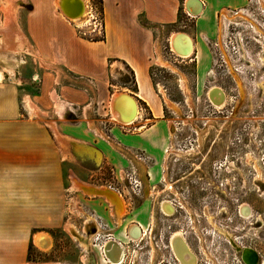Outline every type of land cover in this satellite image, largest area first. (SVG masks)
I'll list each match as a JSON object with an SVG mask.
<instances>
[{
  "label": "crops",
  "instance_id": "1",
  "mask_svg": "<svg viewBox=\"0 0 264 264\" xmlns=\"http://www.w3.org/2000/svg\"><path fill=\"white\" fill-rule=\"evenodd\" d=\"M186 1L101 0L104 38L93 40L89 29L75 32L84 26L66 19L56 0H0V264H55L30 259V248L51 250L50 230L65 229V217L78 227L70 212L84 219L83 229L91 219L93 234L102 224L120 243L128 241L131 227L150 226L165 155L176 141L175 122L165 113L176 116L180 106L164 102L152 68L160 67L158 57L164 61L163 43L171 47L174 35L185 34L193 52L183 62L194 65L198 85H204L213 45L223 46V23L247 3L198 0L200 15L193 17ZM126 72L134 89L112 83ZM259 84L263 91L264 81ZM179 90L188 107L181 81ZM118 93L133 96L139 107L127 126L111 115ZM106 165L116 183L96 186L90 173ZM130 169L142 183L134 209L126 200ZM103 253L99 263L107 264Z\"/></svg>",
  "mask_w": 264,
  "mask_h": 264
},
{
  "label": "rangeland",
  "instance_id": "2",
  "mask_svg": "<svg viewBox=\"0 0 264 264\" xmlns=\"http://www.w3.org/2000/svg\"><path fill=\"white\" fill-rule=\"evenodd\" d=\"M57 1V0H56ZM262 3V0H261ZM88 7L92 6L93 10L97 12L98 19L102 23L104 27V19L102 14V8L99 0H90L87 3ZM87 13V11H86ZM85 13V14H86ZM248 17V16H247ZM87 18V14H86ZM245 21L252 22L249 18ZM82 22V21H81ZM181 23H187L185 17H180ZM79 26V25H78ZM82 27V25H80ZM80 27V28H81ZM85 29L79 30V28H74L75 32L80 36V32H84L87 30V27L84 26ZM255 27L258 29V32L255 30ZM253 28L255 32L262 33L264 32L258 27L256 24H253ZM240 30H243L241 28ZM80 31V32H79ZM90 34V35H89ZM248 33H245L247 36ZM86 35L89 37L88 39L93 40H102L104 38V28L102 31V35H98L97 31L92 32L90 29L87 30ZM85 35V36H86ZM192 43V42H191ZM163 53H164V61L158 57L157 64L160 67H153L152 74L155 84H159V92L162 95L164 102L171 109H177L173 102L179 103L178 107L179 111L175 113L176 116L171 115L167 109L165 116L166 118H170L169 120L175 122L174 127L177 131L176 141L174 143L175 149L181 148H196L200 151L201 155H191L187 156L185 153H177L179 158H168L169 166H175V172L179 173V176L189 168V164H200L206 166L205 173L211 175L213 166L228 163L231 161L236 162V165L239 169V172L227 173L224 171H219L222 174V177L225 179H236L237 183L235 186L231 184L230 186H222L219 191L213 187L209 189L207 187L208 192L212 195L214 193L220 195L216 200L208 199L206 202V206L210 210V212L216 213V221L217 225L228 231L230 234L235 235V237H239V242H242L243 245L253 246L261 252L262 262L264 263V241L257 240V235L261 234V230L257 229V225L251 226L254 223V219L245 220L240 217L238 214V207L240 208L241 213V205L248 204L247 206L253 208V212L255 217L258 214L263 215L262 219H264V186L260 185L261 182L264 183V174L261 171L260 162H259V154L262 150H264V98L260 99V96L257 95L261 90L252 87V81H248L247 74L243 75L242 79L239 76H236L232 69L231 60L227 58V65L230 68L231 72L234 73V76L237 80L236 85L238 84L239 92L241 95L242 105H244L247 101V95L254 96V102L259 104L257 107L256 103L254 106V113H250L249 116H254L253 122L243 123L239 119L237 123L234 124H225L223 125V129L220 130L218 126L213 125L205 126L203 122L207 119L208 121H215L216 116H218L217 112L211 110L206 103L205 98V89L208 86L206 82L205 85H198V79L195 75V69L193 64L186 65L183 61L192 56V53L185 58H182L176 55L178 60L174 59V56L171 55L168 44L163 43ZM173 50V48L171 49ZM260 49L258 45H256L255 51L258 52ZM193 52V48H192ZM256 65L260 61L255 60ZM257 69L258 66H255ZM182 83V89L185 91L186 95H188V107L183 103V95L179 90L180 81ZM231 79L228 78L224 86L227 84H232ZM186 81V82H185ZM264 81V80H263ZM259 79L256 83L259 84ZM113 84H122L130 89H134V78L129 72H126L122 77H117L112 80ZM187 84L186 86L184 84ZM223 84V82H221ZM221 83L212 84L220 85ZM221 84V85H222ZM248 84V87L255 89V91L250 92L245 89V85ZM260 85V84H259ZM228 86V85H227ZM187 87V88H186ZM210 87V86H209ZM264 91V90H263ZM119 94V93H118ZM115 94V95H118ZM114 95V96H115ZM171 101H170V100ZM173 101V102H172ZM254 102H252L254 104ZM251 103V101L249 102ZM29 101L27 102V105ZM32 106V105H31ZM111 106V105H110ZM138 106V105H137ZM143 108V107H142ZM139 110V107H138ZM111 111V108H110ZM242 111V110H241ZM24 112V111H23ZM33 112V111H32ZM35 115H38L37 110L33 112ZM105 114V113H104ZM240 115L241 117L247 116L240 113H234ZM112 115V114H111ZM194 116L193 119L188 120V117ZM113 118V117H112ZM114 120V119H113ZM115 121V120H114ZM183 122V123H182ZM120 124V123H119ZM123 125V124H122ZM186 125V126H185ZM127 126V125H124ZM237 131L239 135H243V138L238 141H233L234 143H238V148H242L235 158H231L230 150L233 148L230 140L227 139L230 132L233 134ZM218 131L223 132V137L221 134H218ZM198 136H196V133ZM248 134V135H247ZM194 140L197 141L194 142ZM202 140V142H201ZM203 143V144H202ZM246 146V147H245ZM245 147V148H244ZM229 150V151H228ZM193 152V151H192ZM190 151L189 154L192 153ZM247 154V155H246ZM166 160V162L168 161ZM215 164V165H213ZM254 166L260 170V174L256 173L252 168ZM180 170V171H179ZM129 171V170H128ZM218 172V171H217ZM261 175V182L257 183L256 175ZM90 178L93 180V183L96 186H107L115 182V174L112 168L108 165L101 168L99 171L91 172ZM256 180V181H255ZM255 181V182H254ZM128 186L129 181L126 180ZM120 188H123V185L117 184ZM125 188V187H124ZM130 188V186H129ZM197 188V186H196ZM115 189V188H114ZM130 191V192H129ZM108 193V192H107ZM66 195H70L66 193ZM138 195L134 194L131 189L128 190L127 199L128 203H133L130 205V208H135V203L132 202L136 199ZM212 201V202H211ZM68 204L64 205V208H69V199L67 201ZM157 207V205H156ZM207 209V211H208ZM157 212V209H156ZM221 213V214H219ZM252 214V212H251ZM73 216L76 219V223L78 227H75L68 223V217H65L66 225L65 229H53L50 230V234L53 240V248L47 252H43L38 250L37 248H32L29 252L30 259L35 261H45V262H54L55 264H101L99 260H102L101 257V249L103 248V244L107 242V236H112L108 228L105 226L98 225L99 230H97V235L93 236V232L95 229V223L92 220H89V223L85 225L83 229V218L81 216L71 213L70 216ZM69 216V214H68ZM162 216H160V221L158 222L157 227L159 228L158 236L155 237V234L149 235L144 238L141 243H132L125 244L127 250V260L126 263H137V264H150V263H161L166 262V260L171 259L170 250L167 248V238L168 231L166 230L167 224L162 221ZM251 217V216H250ZM210 219V218H209ZM210 222V221H209ZM213 222V220H211ZM73 229L69 230V227ZM208 231H211L210 226L208 225ZM181 228V227H180ZM179 228V229H180ZM49 232V231H48ZM96 232L94 234H96ZM116 232L115 230L113 233ZM210 236L207 237V249H206V261L207 264H238L239 256L229 247L227 242L218 234L212 232ZM116 234V233H114ZM131 237V236H130ZM113 238V236H112ZM114 238L115 235H114ZM140 238V237H139ZM138 238V239H139ZM253 238V241L251 240ZM133 239V238H132ZM106 240V242H104ZM113 240V239H112ZM134 240V239H133ZM120 243L118 240H114ZM123 246V245H122ZM124 248V247H123ZM125 250V248H124ZM104 254V253H103ZM87 256V258H86ZM157 259V260H156ZM84 262V263H82ZM107 264H110L106 261Z\"/></svg>",
  "mask_w": 264,
  "mask_h": 264
},
{
  "label": "flooded vegetation",
  "instance_id": "3",
  "mask_svg": "<svg viewBox=\"0 0 264 264\" xmlns=\"http://www.w3.org/2000/svg\"><path fill=\"white\" fill-rule=\"evenodd\" d=\"M236 12L239 13L235 14ZM231 13H233L232 16L233 15L237 16L243 13L246 16H248V18L253 22L251 23L242 19L233 20V21L241 22L244 25L242 26L243 28L242 32L244 34L243 46L241 45V53L243 51L244 55L241 56L239 60V64H240L239 67L241 66L242 70L240 71V69H238L239 67L237 68L236 65L232 63V61L231 63L233 65L232 69L236 74V76H239V78L243 80L242 76L244 74L245 75L247 74L246 76L248 78V81H252V83H255L257 82L258 79H260L264 75V34L255 32L253 28V24H256L264 32V6L262 5L261 0H247V3L244 7L234 10ZM245 33H248L247 36L245 35ZM256 45H258L260 49L258 52L255 51ZM218 46L219 49H221L219 51L220 54L223 55V62L220 65V63L216 61L215 56H213L212 70L209 72V76L207 80L208 86H206L205 89L206 103L208 104V107L211 108V110L218 113V116L215 117L216 118L215 121H208L206 119L205 122H203V124L205 126L208 125L211 128L216 123L218 128L222 130L223 125L229 123L231 124L237 123L239 119L243 123L253 122V120L255 119L254 116H249V115L250 113H254V106L256 102H254V96L253 95L250 96L248 94L246 103L242 105L238 84L236 85L237 80L234 76V73L231 72L230 68L227 65L226 60L227 58L228 59L230 58L227 52L224 50L222 44H218ZM245 49L246 50L249 49V51L248 50L246 51ZM173 55H175V53ZM174 57H176V55ZM178 58L179 57L175 58V60H178ZM255 60H258L260 62L257 63L256 65ZM255 66H258V68L256 69ZM228 78L231 79L230 81H232V84H227L228 86L227 85L224 86V83ZM221 82H223V84ZM216 83H221L222 85L217 84L211 86L212 84H216ZM248 88L249 91L251 90L250 92L255 91V89L248 87V84L245 85V89L247 91ZM214 90H219L220 92H222L223 95L222 103H220L219 106H217L211 98V96L214 95L216 92ZM257 95L260 96V99L264 98V91H262V93H260L259 91ZM250 101L251 103H249ZM252 102H254V104ZM256 105L257 107H259V104L256 103ZM235 112L236 113L241 112L243 115L246 114L247 116L241 117L240 115L234 114ZM193 118L194 116L188 117V120H191ZM176 134L177 131L175 132V137ZM195 134L196 136H198L197 132ZM218 134H221L223 137L222 131H218ZM242 138L243 135H239L237 128L234 134L231 131L229 136L227 137V139H229L231 144L233 145V148L229 149L230 150L229 155L232 156L231 158H235V156L238 155L239 150L240 151L243 150L242 148L240 149L238 148L237 142L236 143L233 142L234 140L238 141L241 140ZM194 142L197 143L196 140H194ZM171 149H173L176 153L183 152L187 156L201 155V150L199 151L197 147L175 149L173 145ZM190 151L193 152L189 154ZM176 153L171 154L169 156V159L171 157L179 158L176 155ZM169 159L165 166V177L160 181L158 187L155 188V200L153 205L154 206L153 211L151 214L150 226L147 229L138 228V230H141L139 233L140 238L138 237L139 239L133 240L130 237V233H129L128 241L125 243L122 242L120 243L125 248V254H126L125 261L124 263L121 264H131V263H126L127 250L125 244L141 243L144 240V238L151 235V233L155 234V231H156L155 237L158 236L159 228L157 227V225L158 222L160 221V216H162L161 217L162 221L166 222L167 224V228H166V230L168 231L167 248L170 250L171 259L166 260V262L163 261L161 263H150V264H181L178 258L175 256V253L173 251V243H172V239L178 233H180L181 235L175 238L180 241V243L186 248V250L190 254V257L192 256V258L194 259V263H187V264H207L206 261V249L208 247L207 237L213 234L212 232H214V235H216L215 233H218L227 242L229 247L239 256V260L237 263L243 264L241 262V255L238 254L233 249L232 245L226 239V237L223 236L221 232H219L218 229L219 228L223 229V228L218 226L217 222H215L217 220L216 213L210 212V210L206 206V202L208 199L216 200L217 198L220 197V195L216 193H214L215 195H212V192L207 193L209 189L213 187V189L216 188L219 191L220 187L224 185L230 186L231 184H233L235 186V183H237L236 179L224 180L223 178H221L222 174L219 172L222 171L223 168L224 171L227 173L239 172V169L236 165L237 159L236 162L231 161L219 165L213 164L215 166H213L211 175L205 173L206 166L203 165V163L200 164L192 163L189 164V168L183 171L180 176L178 172L177 173L175 172V166L173 167L169 166L168 163ZM260 185L264 186V183L261 182ZM207 187H209V189H207ZM164 204H167L169 208L172 210L170 214H166L163 211L162 206ZM243 205H248V204H242L241 206ZM251 210H252V214L248 220L255 218L254 223H252L251 226H254V224L257 225V229L261 230V234L256 236L257 240L264 241V219H262L263 215L258 214V216L255 217L252 207ZM238 212H239L238 214L240 215L239 207H238ZM210 220H213L212 223L214 225L211 223ZM208 225L210 226L211 231H208V227H207ZM99 229L100 228L98 227V230ZM96 235L97 232L96 234H93V236ZM230 235L240 247L250 248L256 252V254L258 255L257 264H264L262 262V255L259 250L253 248V246L243 245L242 242H239L240 239L239 237H235V235L232 234ZM112 239H113L112 236H107L106 240L109 241ZM106 240L104 242H106ZM251 240L253 241V238ZM105 244L106 243H104L102 247H104ZM132 264H137V263H132Z\"/></svg>",
  "mask_w": 264,
  "mask_h": 264
},
{
  "label": "bare ground",
  "instance_id": "4",
  "mask_svg": "<svg viewBox=\"0 0 264 264\" xmlns=\"http://www.w3.org/2000/svg\"><path fill=\"white\" fill-rule=\"evenodd\" d=\"M58 1H56V4L58 6ZM262 5L264 6V0H262ZM194 8V7H193ZM87 11V9H86ZM200 10H197L196 13H199ZM87 14V13H86ZM86 14H84V21L87 19L86 18ZM226 14V13H225ZM232 14V13H231ZM230 14V15H231ZM248 17L241 13L239 15H233L231 18H229V20H236V19H242V20H246ZM74 23L81 24L82 22L79 20H75L72 21ZM255 30L258 32V29L255 27ZM172 48L173 51L178 54V56L185 58L186 56L190 55L192 53V43L191 40L187 39L185 36H181V35H174L172 38ZM216 91L214 95L211 96L212 100L214 101V103L219 106L220 103H222V92ZM211 93V92H210ZM213 94V93H212ZM124 97V99H121L118 103L117 106V111H115L112 107V102H111V112H112V116L113 119L120 123V124H124V125H129L131 123L134 122V120L136 119V114H137V103L135 100L131 99L129 97V95L127 94H120ZM117 96V95H116ZM116 96H114L116 98ZM30 106V108L35 112V108L33 106H31V104H28ZM135 105V106H134ZM135 107V108H134ZM176 152L171 149L170 152L167 151L166 155H165V160H167L169 158V156L171 154H175ZM177 155V153H176ZM100 160V159H99ZM256 171L258 174H260V170L256 167ZM109 190V189H108ZM111 191V190H110ZM109 193V192H108ZM112 194V193H111ZM111 197V196H110ZM113 198H116L113 194ZM117 199V198H116ZM118 200V199H117ZM117 203V202H116ZM121 205V204H120ZM163 211L166 214H170L172 212V210L169 208V206L167 204H164L162 206ZM251 212L250 211V207H248L247 205H243L241 206V217L245 220L249 219L251 216ZM210 217V216H209ZM211 218V217H210ZM211 221V220H210ZM212 223V222H211ZM213 224V223H212ZM214 225V224H213ZM216 227V226H215ZM72 228L69 227V230H71ZM219 232L222 233L223 236L226 237V239L230 242V244L232 245L233 249L241 255V262L243 264L248 263L249 261V257L251 256L250 254L246 255V259L243 261L242 259V253H244L243 251L245 250H249L250 248H245V247H240L235 241L234 239L231 237V235L225 231L224 229H218ZM141 230H138L137 227H131L130 229V236L131 238H133L134 240H137L139 237V233ZM181 234L178 233L175 237H179ZM172 239V243H173V251L175 253V256L178 258V260L180 261L181 264H187V263H194V259L192 258V256L190 257V254L188 253V251L186 250V248L180 243L179 240H177L176 238ZM42 239V238H41ZM43 240V239H42ZM39 241V240H37ZM36 241V242H37ZM41 241V240H40ZM47 242V241H46ZM39 243V242H38ZM48 243V242H47ZM49 246V245H48ZM39 247L41 249H46L44 244H40L39 243ZM105 247V249H104ZM102 248L106 258H107V262L110 264H121L124 263L125 258H126V254H125V250L123 248V246L118 243L117 241L114 240H109L106 242L105 246ZM49 249V248H48ZM189 250V249H188ZM238 250V251H237ZM252 250V249H250ZM254 251V250H253Z\"/></svg>",
  "mask_w": 264,
  "mask_h": 264
},
{
  "label": "built area",
  "instance_id": "5",
  "mask_svg": "<svg viewBox=\"0 0 264 264\" xmlns=\"http://www.w3.org/2000/svg\"><path fill=\"white\" fill-rule=\"evenodd\" d=\"M86 9H87V19L85 20V22L78 25L86 26L87 29H90L92 32L97 31L98 35H102V31L104 27L100 22V20L98 19V15H96L98 13L93 10L92 6L88 7V5H86ZM238 13L239 12H236L235 14ZM242 26H244L243 23L229 19L223 23V35H224L223 48L227 52L232 63L236 65L237 68L240 65L239 60L241 56L244 55L243 51L241 53V45L243 46V40H244V34L242 30H240ZM83 29H85V27L82 28V30ZM213 48H214L215 59L221 65L223 62V55L220 54L219 52L221 49H219V46L216 43L213 45ZM172 53L174 52L172 51ZM238 69H240L241 71L242 70L241 66ZM263 80H264V75L259 79V81H263ZM252 87L260 90L257 87L256 82L252 83ZM259 156H260L258 159L260 162L259 168L261 169V171H263L264 174V150L260 152ZM126 180L129 181V186L131 191L134 194L139 195L142 191V183L138 178L137 173L133 169H130L126 173ZM111 189L113 190L114 188Z\"/></svg>",
  "mask_w": 264,
  "mask_h": 264
},
{
  "label": "water",
  "instance_id": "6",
  "mask_svg": "<svg viewBox=\"0 0 264 264\" xmlns=\"http://www.w3.org/2000/svg\"><path fill=\"white\" fill-rule=\"evenodd\" d=\"M201 3L198 0H187L185 3V9L186 11L193 17H197L200 15V13H193L191 12V8L192 7H196L199 10H201ZM58 8L60 13L68 20L70 21H75V20H79V21H83L85 22L84 19V14L86 13V4L83 0H59L58 1ZM82 22V23H83ZM179 35L181 36H186L185 34H181L179 33ZM177 55V54H176ZM219 91V90H217ZM121 93H119L116 98L114 97L112 100V107L115 111H117V106L118 103L121 99H123L124 97L122 95H120ZM129 97L133 100L134 97L129 95ZM223 97V96H222ZM136 101V100H135ZM135 106V105H134ZM135 108V107H134ZM105 249V248H104ZM238 251V250H237ZM244 253H242V259L243 261L247 260L246 259V255L250 254L251 256L249 257V261L246 264H257L258 261V255L256 254L255 251L253 250H245L243 251Z\"/></svg>",
  "mask_w": 264,
  "mask_h": 264
},
{
  "label": "trees",
  "instance_id": "7",
  "mask_svg": "<svg viewBox=\"0 0 264 264\" xmlns=\"http://www.w3.org/2000/svg\"><path fill=\"white\" fill-rule=\"evenodd\" d=\"M99 2H100V4H101V0H99ZM30 250H31V248H30ZM29 257H30V255H29Z\"/></svg>",
  "mask_w": 264,
  "mask_h": 264
}]
</instances>
